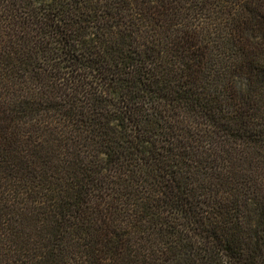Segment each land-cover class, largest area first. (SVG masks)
<instances>
[{"label":"trees","instance_id":"trees-1","mask_svg":"<svg viewBox=\"0 0 264 264\" xmlns=\"http://www.w3.org/2000/svg\"><path fill=\"white\" fill-rule=\"evenodd\" d=\"M0 264H264V0H0Z\"/></svg>","mask_w":264,"mask_h":264}]
</instances>
